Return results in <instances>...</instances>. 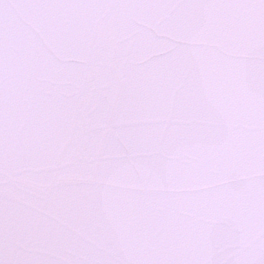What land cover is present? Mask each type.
I'll return each mask as SVG.
<instances>
[{
    "label": "snow or ice",
    "instance_id": "obj_1",
    "mask_svg": "<svg viewBox=\"0 0 264 264\" xmlns=\"http://www.w3.org/2000/svg\"><path fill=\"white\" fill-rule=\"evenodd\" d=\"M0 264H264V0H0Z\"/></svg>",
    "mask_w": 264,
    "mask_h": 264
}]
</instances>
